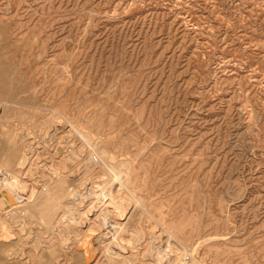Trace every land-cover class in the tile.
<instances>
[{"label": "rangeland", "instance_id": "1", "mask_svg": "<svg viewBox=\"0 0 264 264\" xmlns=\"http://www.w3.org/2000/svg\"><path fill=\"white\" fill-rule=\"evenodd\" d=\"M0 111V165L24 193L45 190L56 168L77 187L82 164L60 156L90 148L82 133L92 135L87 182L99 212L112 206L107 185L124 200L120 240L134 263L154 264V234L196 264H264V0H0ZM44 207L8 239L0 225V254L82 264L75 233L50 231ZM102 245L91 264H105Z\"/></svg>", "mask_w": 264, "mask_h": 264}, {"label": "bare ground", "instance_id": "2", "mask_svg": "<svg viewBox=\"0 0 264 264\" xmlns=\"http://www.w3.org/2000/svg\"><path fill=\"white\" fill-rule=\"evenodd\" d=\"M9 93H10V90H9ZM6 98H7V94H6ZM6 101H8V100H5V102ZM5 104H7V103H5ZM6 107H8V106H6ZM4 112L5 111H3L2 113H4ZM63 117L64 116L60 112L55 111L53 116L51 117V119L49 120L48 123H50V124L52 123V125H55V128L58 129L59 127H57V125L61 124L63 122ZM23 121H24V119H23ZM29 122L30 121H28V123ZM31 122H32V120H31ZM71 125H72V127L77 128V126L75 125L74 122H71ZM9 127H11V126H9ZM61 128H62V126H61ZM33 130H35V129H33ZM56 131H58V130H56ZM46 133H47V130H46ZM50 133H47V138H48V134H49V137L52 136V134L50 135ZM27 134L29 135V132ZM35 135L36 134H34V136ZM82 136H83L84 140L87 143L90 142L89 143L90 148H88V149L86 148L85 149L83 146H80V147H73V148L70 149V147H69L70 150L68 149L67 151L63 152L64 154L62 153V155L60 156L61 157V161H62L63 164L66 163L69 159H72V160H75V161H79L82 164L81 165L82 168H80V169H82L81 173H80L81 176H80V174L78 175L79 177H81V179L79 178L80 181H79V185L77 187H73L72 188V187H70L67 184L69 170L64 171V170L56 168L54 170V172H51L50 175H48V176H51V177L46 178V186H48V187L45 190H43V188L41 189L39 187L37 189V186L31 185V186H29L28 190H26V192L24 193L23 192L24 190L22 191L20 189V187H19L20 186L19 185L20 182H18V179L15 178V179H13V181H14L13 183H12V181L10 182L8 177H7L8 176V171L5 170L4 168H2V166L0 165V225L5 230H8V231H5V233L3 235H4V237H7L6 239H8L9 236L12 235V232L9 231L10 227H14L16 225V223H18V222L19 223L20 222L23 223L24 219H22V218L23 217L25 218L26 215H28L30 218L31 217L32 218H36L35 215H34L35 213H34L33 208L40 206L41 209H45L44 206L46 205V207L48 206V211H49V216H48L49 218H48L47 221L51 222L48 225V228L50 229L53 226L54 227L55 226H59L62 229L68 230L69 232L70 231L74 232L75 236L78 237V238L75 237V239H78V241L74 240V242L75 241L76 242L75 243H71V244H75V249L72 252V254L79 255L80 258H81L82 264H91L95 260V258L97 256V252H98L97 246H98L99 243H101V244L103 243L104 244V245H102V248H103V254L102 255H103V258H104L103 260L105 261V264H136V263L133 262V259H138L136 257L138 255V253H136L133 250H130L131 247L130 248L129 247H125L122 244L121 240H120V237H122L121 233L124 232V230L126 229L125 225L123 224V222L121 220L125 216L128 217L124 200L123 199L117 200V197H116V195L114 193L115 191H112L111 189H108L107 188L108 185H107V187L105 188V190L103 191V193L101 195L102 196L101 198H104L107 201H109V203L112 204V206L106 205L99 212V208L97 207V205L94 202L95 196L98 195L97 194L98 190H96V189L93 190L92 187H90V185H88L89 182H87V180H88V178L90 176L93 175V172L95 170V165L97 164V161H95L94 156H93L94 155L93 151H95V146H93L94 144H91V143H95V142H92L93 141L92 135L90 133H88V132L82 133ZM49 140H51V139H49ZM46 141H47V139H45V138H44V140H42L43 143H45ZM32 142H33L32 143L33 145L31 144L30 147L34 148V146H35V144L37 142L36 141H32ZM71 145H73V144H71ZM27 146H29V145L27 144ZM8 147H9V145H8ZM64 147H66V146H64ZM0 150H2V147H1ZM28 150H29V148H28ZM24 151L26 152V154L24 153ZM24 151H23L24 155L22 157V160H23L22 164H24V162H26V160L28 159V151L26 149ZM31 153H32V151H31ZM26 155H27V157H26ZM101 155H102V157H105V158L111 157V155L109 154V151L107 149H105V148L101 149ZM114 158H115V156H114ZM43 161H45V160H43ZM39 163H40V160H39ZM36 165L38 166V164H36ZM42 165H45V164H42ZM107 166H108V168H110L116 174V175L114 174L115 176H118V172H120L119 171L120 169H118L117 164L113 160H110L107 163ZM70 168H72V167H70ZM33 170H34V168H33ZM52 176H58V177L55 179ZM70 178H71V176H70ZM121 179H123V178L121 177ZM96 181H97V179H96ZM104 182H105V180H104ZM117 183H119V182H117ZM121 183L123 184V182H121ZM90 184H92V183L90 182ZM97 186H98V184H97ZM113 187H116V186H113ZM44 191H46V192H44ZM119 194H121V193H119ZM25 199L27 200V203H25L24 207L22 208V210L24 211V214H23L22 212L18 211L19 210L18 208L21 207V205H22L21 202H23V200H25ZM101 200H103V199H101ZM98 203H101V202H98ZM138 204H140V203H138ZM98 205H100V204H98ZM85 208H86V210H84ZM38 209H40V208H38ZM39 212H40V210H39ZM46 214H47V212H46ZM95 214H96L97 217H95V218L90 217L91 215L94 216ZM43 215H44V213H43ZM39 217H41V216L39 215ZM133 218H134V216H133ZM34 220L37 221V219H34ZM133 220L134 219H132V222H133ZM56 222H58V224H55ZM36 225H39V224H36ZM85 226L87 228H85ZM139 226H140V224H139ZM97 227H98V229H100V233L98 231H96ZM160 227L161 226H159V228ZM21 228H22V230H24V226L23 225L21 226ZM105 230H107L108 232H104ZM50 231H51V229H50ZM56 233H58V232H56ZM64 233H67V232H64ZM107 233L108 234L111 233L110 236H106ZM69 237H70V235H69ZM46 238H47V236L45 237V239ZM165 238H166V236H165ZM125 240L127 241V239H125ZM40 241H41V239H40ZM159 242H161V241H159ZM66 243L68 244L67 238L60 239V244L65 245ZM179 244L181 245L180 242H179ZM3 245H4L3 243H0V247H2ZM125 245H127V244H125ZM37 246H40V245H37ZM162 247L163 246H161V247L159 246L158 247V245L155 244V239H154V234H153L152 242H151V245L149 247V253L153 256L152 261L154 260V264H162L163 260H165V259H162L163 257L162 258L159 257L160 253L162 251H165L164 249L167 248L166 247V248L162 249ZM172 248H167V250L165 251V255H166L165 257L168 258V259H166V260H168L167 264H196L197 263V262H193V261L192 262L187 261L186 257L182 258V254L180 253V252H182L181 248L177 247V248H175V250H173ZM183 249H185V248L183 247ZM169 250H171V252L173 250L172 254H168ZM175 251L177 252L176 255H174ZM15 253L18 254L17 250L15 251ZM155 253H157L158 257L157 256L155 257ZM188 253H190V252H188ZM185 255H187V254H185ZM180 257H181V260H179ZM9 258L10 257H8V254L5 255V256L0 254V260L3 261L5 264H25V263H27L25 261H22L24 259H22L20 262H17V261H10ZM52 260L53 259L51 258L49 264H52ZM191 260H193V259H191ZM55 263L56 264H61L60 262L58 263L57 261ZM55 263H53V264H55ZM164 264H165V262H164Z\"/></svg>", "mask_w": 264, "mask_h": 264}]
</instances>
